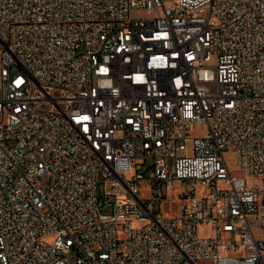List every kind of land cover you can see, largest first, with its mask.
Returning a JSON list of instances; mask_svg holds the SVG:
<instances>
[{"label": "built area", "instance_id": "2783aa9c", "mask_svg": "<svg viewBox=\"0 0 264 264\" xmlns=\"http://www.w3.org/2000/svg\"><path fill=\"white\" fill-rule=\"evenodd\" d=\"M202 262L264 264V0H0V264Z\"/></svg>", "mask_w": 264, "mask_h": 264}, {"label": "rangeland", "instance_id": "374dc122", "mask_svg": "<svg viewBox=\"0 0 264 264\" xmlns=\"http://www.w3.org/2000/svg\"><path fill=\"white\" fill-rule=\"evenodd\" d=\"M202 128H200L199 126L192 129V134L193 136H196L198 134L202 133ZM167 162V166L169 169H171V163H172V159L171 158H167L166 160ZM145 164H143L142 166L144 167ZM149 169V168H148ZM52 174L48 173L46 175H43L41 177H38L36 179L38 185L40 187H42L43 189H46L52 182ZM96 191H97V195L99 197H103L104 196V183L102 181H98L96 183ZM203 192V190H202ZM179 193V189L178 187H176L175 185L169 189L167 196H164L163 200L161 201L160 198L158 197H154L152 199L147 198L146 196V190L143 189L142 191H140V195L144 197V202L145 203H150L152 205V211L154 213L160 211L163 215L168 216L171 215L172 213H174L176 211L177 208V194ZM98 211L100 214H111L112 213V206L106 204V202H101L100 205L98 206ZM136 221H133L134 225H143L142 222L141 223H134ZM208 228L205 227H198L197 229V234L198 235H206L208 234ZM67 257L70 261H72L75 257L73 252H70L69 254H67ZM200 264H208L206 262H202Z\"/></svg>", "mask_w": 264, "mask_h": 264}]
</instances>
